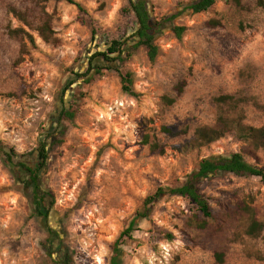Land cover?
Here are the masks:
<instances>
[{
  "label": "rangeland",
  "instance_id": "1",
  "mask_svg": "<svg viewBox=\"0 0 264 264\" xmlns=\"http://www.w3.org/2000/svg\"><path fill=\"white\" fill-rule=\"evenodd\" d=\"M73 1L81 9L66 0H0V141L28 158L41 142L52 146L41 172L50 231L36 214L29 179L0 157V264H110L146 200L180 187L204 159L242 154L264 169V139L243 132L264 129L259 0L183 15L175 25L187 33L178 40L165 31L155 63L145 48H133L138 25L128 0ZM145 1L159 21L195 0ZM213 20L222 27H208ZM48 23L54 37L47 42L38 30ZM113 41L126 44L123 62L88 84L76 82L67 95L68 104L76 99V118L61 123L73 72L86 73ZM95 65L105 67L102 59ZM117 68L134 74V95L123 91ZM224 126L230 131L215 142L198 136ZM199 189L212 218L163 196L121 241L122 264H264V227L249 235L254 222L264 226V183L228 174L203 179Z\"/></svg>",
  "mask_w": 264,
  "mask_h": 264
},
{
  "label": "trees",
  "instance_id": "2",
  "mask_svg": "<svg viewBox=\"0 0 264 264\" xmlns=\"http://www.w3.org/2000/svg\"><path fill=\"white\" fill-rule=\"evenodd\" d=\"M69 4L77 6L81 9V6L75 3L73 0H66ZM238 6L241 7V0H234ZM130 10L135 15L137 21V30L133 35L136 40L133 43V48H145L147 50L148 58L152 63H155L160 56V48L156 44L157 39L165 33V31H171L178 40H181L187 33L188 29L186 27L175 25V21L185 14L198 15L210 11L218 2H228V0H195L183 8L172 14L169 17L163 18L162 20L155 21L152 18V14L148 3L145 0H128ZM259 5L264 7V0H259ZM210 28L222 27V23L216 20L210 21L207 24ZM39 34L44 41H50L54 37V31L51 25L45 24L42 29H39ZM24 34L30 36L24 30ZM15 34H17L15 32ZM31 37V36H30ZM125 43L121 41H113L110 45L106 47L105 50L98 51L91 58L89 68L86 73L79 74L73 72L75 80H73L68 88L64 90L60 100V109L58 112V118L60 122L63 121H74L76 118L75 103L76 99L68 104L67 95L71 91L72 87L76 82L90 83L98 76H104V72L108 70H113L112 65L117 62H123V56L125 54ZM97 59H102L105 67L95 65ZM119 76L121 78L123 91L127 94L134 95V81L135 76L130 72H122L118 68ZM187 82H181L176 91L177 97L181 96L184 92ZM229 99V98H227ZM225 100V99H223ZM166 102L171 106L176 103V99H166ZM165 133L172 134L170 128L163 129ZM226 131H230L227 126L212 129H202L198 132V136L201 137L202 142L212 143L223 137ZM244 133L252 136L256 141L264 139V129L254 130L252 128H246L243 130ZM148 144V141L146 142ZM153 149L158 148V145H153ZM52 146L47 141L40 143L36 156L28 158L24 155L18 154L14 149L6 147L0 141V157L4 163L13 171V173L26 177L31 182L30 190L33 194V204L36 208V214H39L42 222L45 224V228H48V213L46 212V194L42 191L41 187V172L46 166ZM233 174L238 177H255L260 179L264 183V169L257 166L249 164L242 154H235L230 158H207L204 159L199 168L192 174L186 177L185 182L177 188H160L151 197H149L145 202V209L143 213H139L137 217L131 221L129 228L120 236L119 240L114 246V255L111 258L110 264H122L121 254L122 249L121 241L124 238H130L131 234L134 232L135 228L138 226L139 220H145L150 216V206L160 200L163 196H177L189 201L194 205L198 211L204 215L206 218H212V212L208 200L201 194L199 189V184L203 179L206 178H217L224 175ZM263 225L254 222L249 231V235L256 236L263 229ZM218 261L220 263L224 262V255H218Z\"/></svg>",
  "mask_w": 264,
  "mask_h": 264
},
{
  "label": "flooded vegetation",
  "instance_id": "3",
  "mask_svg": "<svg viewBox=\"0 0 264 264\" xmlns=\"http://www.w3.org/2000/svg\"><path fill=\"white\" fill-rule=\"evenodd\" d=\"M55 251H57L56 248H55Z\"/></svg>",
  "mask_w": 264,
  "mask_h": 264
}]
</instances>
